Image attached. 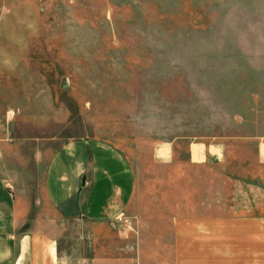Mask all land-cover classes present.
I'll list each match as a JSON object with an SVG mask.
<instances>
[{
	"label": "rangeland",
	"instance_id": "obj_1",
	"mask_svg": "<svg viewBox=\"0 0 264 264\" xmlns=\"http://www.w3.org/2000/svg\"><path fill=\"white\" fill-rule=\"evenodd\" d=\"M0 71V175L28 203L78 140L121 150L150 209L187 177L264 186V0H0Z\"/></svg>",
	"mask_w": 264,
	"mask_h": 264
},
{
	"label": "crops",
	"instance_id": "obj_2",
	"mask_svg": "<svg viewBox=\"0 0 264 264\" xmlns=\"http://www.w3.org/2000/svg\"><path fill=\"white\" fill-rule=\"evenodd\" d=\"M223 158L220 145H191L187 167L215 169ZM256 161L264 167V144ZM45 167L36 205L0 175V264H264L258 183L227 195L223 178L187 177L150 209L130 160L110 143H65Z\"/></svg>",
	"mask_w": 264,
	"mask_h": 264
},
{
	"label": "bare ground",
	"instance_id": "obj_3",
	"mask_svg": "<svg viewBox=\"0 0 264 264\" xmlns=\"http://www.w3.org/2000/svg\"><path fill=\"white\" fill-rule=\"evenodd\" d=\"M201 152H202V151H201ZM196 156H197V155H196ZM197 157H198V156H197ZM201 157H202V156H201ZM198 158H200V156H199ZM198 158H197V159H198Z\"/></svg>",
	"mask_w": 264,
	"mask_h": 264
}]
</instances>
